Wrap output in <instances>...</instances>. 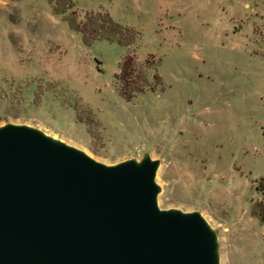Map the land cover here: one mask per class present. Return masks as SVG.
<instances>
[{
    "label": "rangeland",
    "instance_id": "374dc122",
    "mask_svg": "<svg viewBox=\"0 0 264 264\" xmlns=\"http://www.w3.org/2000/svg\"><path fill=\"white\" fill-rule=\"evenodd\" d=\"M72 1L77 20L105 11L135 41L84 44L46 0H0V125L105 164L147 154L159 208L199 212L219 264H264L252 210L264 182V0ZM125 54L129 98L116 78Z\"/></svg>",
    "mask_w": 264,
    "mask_h": 264
},
{
    "label": "water",
    "instance_id": "95a60500",
    "mask_svg": "<svg viewBox=\"0 0 264 264\" xmlns=\"http://www.w3.org/2000/svg\"><path fill=\"white\" fill-rule=\"evenodd\" d=\"M158 164L0 125V264H219L199 212L159 208Z\"/></svg>",
    "mask_w": 264,
    "mask_h": 264
},
{
    "label": "trees",
    "instance_id": "16d2710c",
    "mask_svg": "<svg viewBox=\"0 0 264 264\" xmlns=\"http://www.w3.org/2000/svg\"><path fill=\"white\" fill-rule=\"evenodd\" d=\"M46 2L50 6L52 14L65 19L70 30L80 33L84 44H88L94 39H100L116 43L120 46H128L137 37V32L133 28L117 23L105 11L85 13L82 19L77 20L72 0H46ZM132 63L131 56L123 55L119 66V73L116 77L120 83L119 92L124 97H128L129 93H131L129 96L131 97L137 91L135 88L129 89L134 79V67ZM257 188L259 190L261 188L263 198L252 205V210L259 222L264 224V182L263 184H258Z\"/></svg>",
    "mask_w": 264,
    "mask_h": 264
}]
</instances>
